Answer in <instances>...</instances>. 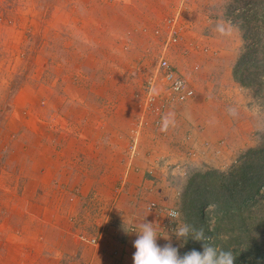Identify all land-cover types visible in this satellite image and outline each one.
<instances>
[{
	"label": "rangeland",
	"instance_id": "obj_1",
	"mask_svg": "<svg viewBox=\"0 0 264 264\" xmlns=\"http://www.w3.org/2000/svg\"><path fill=\"white\" fill-rule=\"evenodd\" d=\"M244 1L248 6L257 0H0V189L23 187L20 155L31 151L37 141L54 150L62 146L65 133L59 142L58 137L75 118H79L73 121L78 126L101 121L103 140L107 136L117 141L128 167L133 166L145 136L169 140L167 112L181 104L164 101L168 92L160 79L152 92L156 98L150 104L146 101V82L154 76L162 55L196 90L199 111L190 112L193 126L202 128L206 118L221 120L238 132L236 141L240 142L233 143L222 133L202 143L186 137L181 145L183 162L159 156L158 148H151L165 171L163 179L157 172L156 178L166 189L184 191L195 172L216 169L229 173L238 168L249 148L264 143V93L255 95L253 87L242 86L233 76L241 54L259 44L257 37L244 38L237 19ZM167 20L179 27L181 37L165 47ZM209 96L216 101L200 114ZM157 106L163 116L159 127L155 126ZM83 114L86 118L80 119ZM191 150L196 151L193 157ZM205 155L202 166L189 162ZM119 182L124 186L129 181L122 177ZM181 191L178 197L182 199ZM96 195L85 201L89 210L100 211L95 218L101 225L94 233L88 231L89 235H97L100 229L106 234L117 205L115 200L107 202ZM256 197L261 201L248 210L253 211L250 216L258 226L264 224V185ZM111 204L112 212V206L99 209ZM206 209L214 210L215 205ZM178 221L185 223L181 217ZM208 222L209 228H215V217ZM255 226L251 237L263 241L264 226H260L263 231ZM242 234L249 240V234ZM227 238L221 235L220 243ZM172 243L180 247L183 242L174 237ZM118 256L115 259L120 264L123 260Z\"/></svg>",
	"mask_w": 264,
	"mask_h": 264
},
{
	"label": "crops",
	"instance_id": "obj_2",
	"mask_svg": "<svg viewBox=\"0 0 264 264\" xmlns=\"http://www.w3.org/2000/svg\"><path fill=\"white\" fill-rule=\"evenodd\" d=\"M205 98L200 114L206 113L215 100L214 96ZM197 103L198 98H194L170 108L167 112L169 140L145 136L132 167H128V159L125 163L123 151L114 138L106 136L108 140H103L102 123L98 120L86 126L73 122L79 118L70 120L69 129L58 137L59 142L65 133V141L55 150L51 146L43 147L40 141L31 144L33 149L20 155L22 175L19 179L23 187L0 189V264H119L115 259L119 254L124 264H133L136 231L145 221L152 222L157 234L169 236L172 242L175 237L173 224L179 221H170L165 211L150 209L149 204L157 202L165 208L179 207L178 192L182 188L179 191L166 189L156 178L157 172L163 179L165 171L159 167V157L151 153V148L154 151L158 148L159 156L169 155L172 160L183 162L184 147L181 145L186 137L202 143L222 133L233 143L240 142L236 141L238 132L221 120L217 123L206 118L202 128L194 127L195 120L190 112L198 109ZM210 113L212 117V109ZM84 118L83 114L80 119ZM224 127L227 129L223 131ZM210 155L209 152L208 157ZM198 158L189 162L204 165L207 156ZM152 168L155 169L153 173ZM122 177L129 181L124 186L119 182ZM176 182L173 184L177 188ZM168 189L173 192H167ZM94 193L100 199L115 200L117 204L106 234H101L97 245L80 236L89 235L88 231L94 233L101 225L95 218L100 213L89 210L85 201ZM168 242L164 237L157 239L161 246Z\"/></svg>",
	"mask_w": 264,
	"mask_h": 264
},
{
	"label": "trees",
	"instance_id": "obj_3",
	"mask_svg": "<svg viewBox=\"0 0 264 264\" xmlns=\"http://www.w3.org/2000/svg\"><path fill=\"white\" fill-rule=\"evenodd\" d=\"M245 2L236 16L244 38L250 41L253 36L257 37L255 40L259 44L250 46L246 53L241 54L234 64L233 76L242 86L253 87L254 94L258 96L264 93V0L249 1L248 6ZM239 164L229 173L216 169L193 173L182 193L181 205L176 209L185 223L203 229L208 242L217 248L220 246L219 249L231 251L235 256L234 264H263L264 240L251 237L252 227L259 222L255 224L252 221L250 213L253 211L248 208L261 201L256 196L264 185V143L249 148ZM213 204L215 209L207 211L206 207ZM261 206L263 208L264 204ZM212 217H215L216 224L213 229L209 228L208 222ZM260 226L264 224L255 226V229L263 231ZM242 233L249 234L246 237L249 240H244ZM224 234L228 238L220 243ZM202 243L188 239L182 247H178L179 253L183 255L192 249L202 251Z\"/></svg>",
	"mask_w": 264,
	"mask_h": 264
},
{
	"label": "clouds",
	"instance_id": "obj_4",
	"mask_svg": "<svg viewBox=\"0 0 264 264\" xmlns=\"http://www.w3.org/2000/svg\"><path fill=\"white\" fill-rule=\"evenodd\" d=\"M167 216L170 221H178L181 213L172 207ZM136 233L137 238L133 242L136 249L133 264H234L235 256L231 251L217 248L208 242L202 228L198 229L187 223L178 224L173 234L183 243L188 239L203 242L202 251L192 249L180 255L179 248L173 245L170 237L158 235L152 222L142 223ZM158 237H164L169 242L161 246L157 243Z\"/></svg>",
	"mask_w": 264,
	"mask_h": 264
},
{
	"label": "built area",
	"instance_id": "obj_5",
	"mask_svg": "<svg viewBox=\"0 0 264 264\" xmlns=\"http://www.w3.org/2000/svg\"><path fill=\"white\" fill-rule=\"evenodd\" d=\"M173 22L177 23L176 19L172 20ZM167 24H165V28L167 31V38L164 40L163 44L165 47H168L170 43H175L177 40L180 39V31L179 27L176 26L174 23L169 24V20L166 21ZM180 25V24H179ZM164 81L166 84L165 90H167L168 94L166 97H164V101L168 103H185L191 99H193L196 96V90L194 87H192L188 81L179 73H177L176 69L172 64L168 61L167 58H165L164 55H162L160 58H158L157 61V68L154 76L150 77L146 82V90H147V104L152 103V101L156 98L154 94L152 93L154 90V85L158 82V80ZM159 94H156L158 96ZM166 104V105H167ZM156 110L158 118L155 120V126L159 127L163 121V116L160 106H157V108H154ZM136 141V140H135ZM134 149L135 146H132ZM196 151L191 150L189 154L193 157L195 156ZM112 206V209H111ZM113 204L111 205H103L100 206L99 209H102L103 211L106 209H111V212L113 211ZM150 209L155 210H163V208L157 203V202H151L149 204ZM174 208V207H173ZM172 208H166V215L168 211ZM97 213H100L97 212ZM103 233V230L100 229L99 233L97 235H86L85 233L80 234L81 238L88 242V243H98V240ZM124 264V262L120 263Z\"/></svg>",
	"mask_w": 264,
	"mask_h": 264
}]
</instances>
